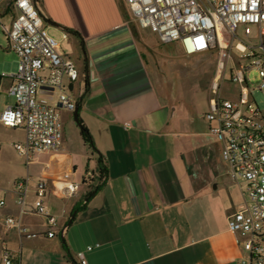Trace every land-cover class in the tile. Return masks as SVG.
<instances>
[{"label":"crops","instance_id":"crops-1","mask_svg":"<svg viewBox=\"0 0 264 264\" xmlns=\"http://www.w3.org/2000/svg\"><path fill=\"white\" fill-rule=\"evenodd\" d=\"M36 4L48 31L50 26L62 32L60 51L68 39L64 35L69 36L84 65L81 42L85 43L89 91L79 113L97 151L88 148L78 166L63 144L59 151L28 165L15 148L25 142L24 129L3 126L0 115V163L7 178L6 185L0 183V202H5L0 207V264L4 242L18 255L16 264H80V252L88 264H241L243 253L228 220L244 202V183L231 178L221 145L209 134L212 124L188 118L183 107L162 98L149 66L148 47L140 43L132 26L126 0H36ZM14 15L4 0L0 18L9 16L10 23ZM13 75L5 76L8 87ZM0 86L1 94L6 93L8 87ZM78 86L82 92L77 99L84 95L86 81L84 86L81 79ZM99 157L107 170L103 179ZM65 173L71 180L82 178L86 189L78 184L81 194L74 199L48 195V207L61 229L88 189L89 176L99 190L77 212L63 241L61 235H42L47 223L35 215L33 203L39 180L54 184ZM27 177L31 188L22 215L15 183ZM50 197L56 200L50 203ZM7 216L22 217L24 227L37 236L21 237L16 229H7ZM88 247L94 249L87 251Z\"/></svg>","mask_w":264,"mask_h":264},{"label":"built area","instance_id":"built-area-1","mask_svg":"<svg viewBox=\"0 0 264 264\" xmlns=\"http://www.w3.org/2000/svg\"><path fill=\"white\" fill-rule=\"evenodd\" d=\"M15 10L12 21L0 26L18 58V69L7 95L14 105L1 113V123L11 129L22 128L25 142L16 144L20 156L30 165L41 155L57 152L64 142L60 111L74 113L78 99L72 88L86 75L76 61L63 55L60 43L50 35L43 15L34 0H7ZM4 0H0V4ZM134 20L144 30L158 36L162 43L178 42L189 56L218 53V70L213 82L210 112L204 118L211 123L209 134L221 145V158L235 181H242L244 202L228 220L229 231L243 253L241 264H264V115L254 102L245 75L257 70L264 92V0H126ZM243 29V38L239 30ZM255 41H250L253 29ZM67 38V35H64ZM248 64L243 66V61ZM230 70V83L240 87L234 98L220 95V81ZM232 89V88H231ZM3 89L0 86V94ZM79 94L82 88L78 89ZM80 96V95H79ZM129 123L125 127H129ZM89 176L88 189L96 187ZM17 204L25 214L31 178L15 183ZM80 197V185L65 173L56 183L39 180L34 187L33 211L46 220L44 237L61 235L58 217L49 209L47 198ZM86 204L85 201H83ZM5 202H0V207ZM7 229H16L21 237L33 238L22 217L4 218ZM97 247L99 245H96ZM94 247H88L92 251ZM19 258L3 243V264H16ZM80 264H88L84 252L77 254Z\"/></svg>","mask_w":264,"mask_h":264},{"label":"rangeland","instance_id":"rangeland-1","mask_svg":"<svg viewBox=\"0 0 264 264\" xmlns=\"http://www.w3.org/2000/svg\"><path fill=\"white\" fill-rule=\"evenodd\" d=\"M129 15V13H128ZM132 21L140 43L147 46V58L149 66L154 74L158 90L162 98L168 101H175L176 106L183 107L184 113L188 118L194 117L198 122L206 126L205 114L210 112V99L213 95V82L218 70V53L209 52L206 54L187 55L183 46L178 43H162L158 37L149 30L140 28L132 15H129ZM10 17H1L3 24H9ZM49 33L57 40L62 38V32L49 26ZM239 36L243 38V29L239 30ZM256 29H253V34L250 41H255ZM68 39L61 43V53L71 56L78 65V70L85 73V65L82 64L80 54L74 52L73 40L69 36ZM9 41L0 26V85L4 86V90L8 87L9 79L5 76L16 74L18 69V60L16 54L9 49ZM77 49V45H75ZM75 49V50H76ZM151 54V55H150ZM248 61H243L245 66ZM248 82V87L252 93L254 102L258 105L264 115V92L260 90L261 78L257 70H252L245 75ZM220 95L234 98L233 92L240 91V87L233 86L230 83V70L228 69L223 80L220 81ZM232 88V89H231ZM79 86L73 87V96L79 95ZM13 98L9 97L5 92L0 94V115L13 102ZM182 105V106H181ZM64 126V146L72 153L75 162L80 166L84 161L88 145H86L81 136V127L75 122L74 114L66 110L60 111ZM1 129V127H0ZM23 136V132H19ZM91 149V148H90ZM73 180V179H72ZM3 181V183H2ZM75 183L82 185L83 189L86 186L83 184L82 178L73 180ZM0 183L6 185L7 178L4 176V171L0 163ZM3 192L0 191V197ZM56 199L50 197V203Z\"/></svg>","mask_w":264,"mask_h":264},{"label":"trees","instance_id":"trees-1","mask_svg":"<svg viewBox=\"0 0 264 264\" xmlns=\"http://www.w3.org/2000/svg\"><path fill=\"white\" fill-rule=\"evenodd\" d=\"M71 32L76 34V32H74V31H71ZM81 43H82V48H83V51H84V54H85V62L84 63H85V75H86V80H85L86 81V90H85L84 95L80 98V100L78 102L79 110H80V107H81V104H82V100L84 99L85 95L89 91V59H88L85 43L83 41ZM80 124H81V136H82V139H83L84 143L86 145H88L90 148H92L94 151H97V149L95 148V145H94L93 137H92L91 133L89 132V130L84 125V123L81 120V118H80ZM98 163H99V167H100V170H99L100 171V178L103 179L106 176L107 170H106V168L104 166L102 157H99ZM98 190H99V186L94 188V189H92V190H90V191H88L86 193V195L84 196V200L83 201L88 202L97 193ZM83 201H81L74 208L71 216L73 215L74 211H79V210H81L84 207ZM65 247H66V245H65Z\"/></svg>","mask_w":264,"mask_h":264},{"label":"water","instance_id":"water-1","mask_svg":"<svg viewBox=\"0 0 264 264\" xmlns=\"http://www.w3.org/2000/svg\"><path fill=\"white\" fill-rule=\"evenodd\" d=\"M34 2L36 3V0H34ZM79 105L76 107L75 111H74V120L75 122L81 127V124H80V113H79ZM78 211H74L73 215L70 217L68 223L63 227L62 229V232H61V238L63 239L64 241V234L66 232V230L68 229V227L73 223L74 221V218L76 216Z\"/></svg>","mask_w":264,"mask_h":264}]
</instances>
